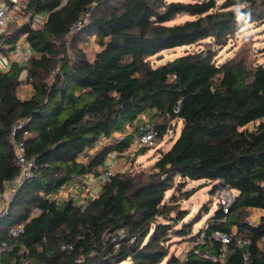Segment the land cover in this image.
<instances>
[{"label":"trees","instance_id":"1","mask_svg":"<svg viewBox=\"0 0 264 264\" xmlns=\"http://www.w3.org/2000/svg\"><path fill=\"white\" fill-rule=\"evenodd\" d=\"M22 13L46 17L38 28L28 23L1 34L14 45L26 33L32 55L26 78L16 62L0 71V192L18 173L15 125L14 139L34 160L33 175L0 220V242L14 244L4 264H264V62L250 65L238 55L219 63L205 50L158 65L150 59L204 38L225 46L264 17V1L28 0ZM183 13L193 17L169 23ZM78 20L82 28L70 34ZM93 40L98 49L90 58L81 45ZM27 84L32 91L21 96ZM147 109L164 117L156 122L159 138L172 120H182L170 148L150 165L117 172L84 204L57 197L71 182L100 175L110 153L128 148L138 126L115 133ZM177 176L207 178L213 194L229 184L236 200L228 211L219 204L194 233L209 209L184 222L190 211L180 196L166 199ZM254 209L263 213L250 223ZM22 221L25 231L11 237L9 229ZM116 231L124 236L113 240ZM202 232L184 258L170 255V234L195 242ZM238 237L250 243L238 246Z\"/></svg>","mask_w":264,"mask_h":264},{"label":"built area","instance_id":"2","mask_svg":"<svg viewBox=\"0 0 264 264\" xmlns=\"http://www.w3.org/2000/svg\"><path fill=\"white\" fill-rule=\"evenodd\" d=\"M27 2L28 0H0V71L6 72L10 70L12 63L16 62L23 67L21 78H26L27 76L28 70L26 65L32 55V50L26 39L27 34H22L14 45L7 43L5 41L6 36H1V34L6 32L10 26L18 28L29 23L32 28H38L42 25L44 18L42 19L41 15L33 16L31 14L22 13V10ZM83 24L84 22L82 20H78L70 27L69 33L73 34L77 32L82 28ZM175 111H179L178 106L175 108ZM170 124H172L171 126L173 127V121H171ZM17 126L18 125H15L13 128L11 139L15 150V162L18 166V173L12 179L6 181L4 189L0 192V220L8 214L9 204L15 198L18 189L33 175L34 160L27 156L25 143L14 139ZM18 127H20V124ZM138 128L139 131L135 134L132 144L128 148H126L123 152L113 151L109 154L101 174L96 177L99 185H102L106 180L110 179L117 173L114 169V162H112L113 159L123 157L128 169H130L134 165L133 160L136 158L137 153L147 146L154 145L159 139V129L157 123L146 120L139 124ZM88 176L89 175L86 177ZM216 194L218 196L220 206L225 211H228L229 206L236 200L237 190L229 184H224L218 187ZM82 204H84V202ZM248 221L250 223H256L257 219L255 217H248ZM25 226L26 224L23 221L13 225L9 229L10 236L13 238L19 237L25 231ZM122 236H124L122 231H116L112 235L113 240ZM204 236L205 234L202 232L198 240L192 242V245L201 242ZM214 236L223 242L230 241L226 235L221 234L219 231H216ZM236 243L238 246H246L250 243V239L238 237ZM13 247L14 244L7 240L0 242V264H4V255L10 252ZM202 256L212 260L222 258L221 255H216L208 251H204Z\"/></svg>","mask_w":264,"mask_h":264},{"label":"rangeland","instance_id":"3","mask_svg":"<svg viewBox=\"0 0 264 264\" xmlns=\"http://www.w3.org/2000/svg\"><path fill=\"white\" fill-rule=\"evenodd\" d=\"M190 1V0H184ZM225 0H217L218 3H222ZM264 0H256V2L261 3ZM188 14H179L175 19L170 21V24L180 23L186 19L192 18ZM93 41H89L86 45H81L86 48L88 57L93 58L94 50L98 49L97 45ZM95 46V48L93 47ZM205 50L206 52L214 51V60L217 62H224L231 58H234L238 55L244 56L247 58V62L250 65H256L258 63L264 62V17L259 18L254 22H251L243 27V29L236 34L235 37L231 38L225 46L217 45L213 38H204L197 43L190 45H182L174 48H168L160 51L158 54L152 56L151 62L153 65H158L164 63L168 60H172L177 56L186 54L187 52L201 51ZM31 91L30 85H24L20 89L21 96H27ZM162 121V120H161ZM158 121L157 123H160ZM174 122V127L170 128L167 133L159 138L154 145H152L146 152H141L137 155V158L133 160L134 165L130 170L140 169L142 166L150 165L154 163L160 156L159 149L163 148L164 150L170 148L173 142L180 135L182 129V120L177 119ZM119 129L116 133L120 134L125 129ZM184 181V182H183ZM183 182L181 185L177 186L178 183ZM213 182L207 178L200 179H191L186 177L183 179L181 176L176 177L175 186L168 190L167 198L168 199L173 192H176L180 196L181 206L189 209V214L185 218L184 222H188L190 219L194 218L196 214L203 208L204 205H207L209 209L208 213H203L201 220L194 224L193 232L196 233L202 226H204L208 218L213 214V212L218 208L219 201L217 194L211 192ZM195 188L196 191L189 198H182L183 192L188 189ZM251 218H258L259 214L252 212L249 216ZM167 239L170 246V255H180L182 258L186 256V252L190 250L192 241L187 239H181L175 237L173 234L169 235ZM166 261H163L161 264H165Z\"/></svg>","mask_w":264,"mask_h":264},{"label":"crops","instance_id":"4","mask_svg":"<svg viewBox=\"0 0 264 264\" xmlns=\"http://www.w3.org/2000/svg\"><path fill=\"white\" fill-rule=\"evenodd\" d=\"M46 14H41V18L45 20ZM32 91V88H31ZM30 91V93H31ZM30 93L25 96L28 97L30 95ZM164 117H159L156 115V111L155 109H147L144 113H142L139 118L137 120H135L133 123H129L126 125L125 129L122 131V133L118 134L115 133L119 136L131 132L132 130H134L135 127H137L139 124H141L142 122L146 121V120H150L152 122H158L163 120ZM174 121H176V119H174ZM174 123V122H173ZM172 124H170L171 126ZM174 127V125H173ZM172 128V126H171ZM162 150H164L163 148H160ZM159 149V150H160ZM137 158V156H136ZM112 162H114V169L117 172H124L128 169V166L126 165V163L124 162V158L123 157H118L112 160ZM100 186L98 184V180L96 177L89 175L88 177H85L82 179V181H73L70 184H68L66 187H64L63 189L60 190V192L57 194L58 198H73L77 203H85L87 199L91 198L93 195H95L99 189ZM175 192H173L171 194V196L174 194ZM170 198V197H169ZM168 198V199H169ZM254 213L257 214H262L263 212L259 209H254L253 211Z\"/></svg>","mask_w":264,"mask_h":264}]
</instances>
